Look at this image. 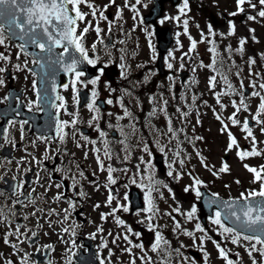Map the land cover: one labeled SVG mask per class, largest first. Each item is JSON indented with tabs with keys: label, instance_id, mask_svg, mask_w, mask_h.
I'll list each match as a JSON object with an SVG mask.
<instances>
[{
	"label": "rangeland",
	"instance_id": "1",
	"mask_svg": "<svg viewBox=\"0 0 264 264\" xmlns=\"http://www.w3.org/2000/svg\"><path fill=\"white\" fill-rule=\"evenodd\" d=\"M252 3L257 5L255 10L246 3L243 6L245 11L240 13L237 0H188L189 6L185 14L180 12L183 1L176 6L169 3L162 18L159 19V24L171 27L174 33V43L165 56V63L166 67L168 63L172 64L171 69H175L176 75L165 78L158 75L156 68L158 51L154 27L145 25L144 31L143 28L141 29L142 36L139 41H129L121 45L116 52H112L113 62L111 64L118 67L117 74L109 69V75L112 77L103 76V73L100 77L104 78L99 79L95 85L88 84L92 93L93 91L97 93V97L113 101L111 104L107 103L108 110L103 116L108 124L122 128L125 134L121 135L119 131L118 138L115 139L120 144L117 145L118 156L111 159L104 156V145H100L107 137L102 140L99 134L96 135L92 139L97 142L95 145L90 143L91 139L86 140L90 143V173H95L97 176H101L102 173L108 175V167L115 169L112 174L115 177L118 175L125 182V187H121L122 195L125 191L127 192L128 186H136L146 200L148 189L150 187L153 189L152 199L156 209L154 213L148 212L147 207L135 219L129 215L130 210L120 212V219L133 230L132 233H128L125 226H122L120 230L122 257L128 264H131L133 259L136 264H144L141 256L151 257L153 264H161V261H164V264H227L219 256L216 243L225 248L234 264H252L253 257L257 264H264V257L259 252L254 251L252 257L248 255L251 245L243 240L242 235L238 244H232L229 234L224 233L223 228L212 223L215 216L209 220L208 229L203 227L199 219V197L194 190L195 179L202 182L198 186L199 190L205 187L212 193L227 197L230 195L239 197V192L247 191V188L252 185L250 191L260 190L257 182H253L254 174L249 172L244 165L247 164L258 170L264 166V124H256L251 128L255 143L252 142V138L246 139L247 133L242 130L244 120H254L253 117L256 116L260 103L259 97L252 96L251 93L259 91L261 95H264V90L259 89V84L264 83V18L258 16V11L262 10L258 0H252ZM81 10L84 12L85 5L81 6ZM234 12L237 15H231ZM211 14L214 15V19L211 18ZM250 15L256 16V19L249 20ZM166 17L171 19H166ZM175 17H179V21ZM161 20L164 22L161 23ZM184 20L188 21L187 33L184 29ZM213 22H216V25ZM78 23L79 29H82L84 22ZM233 25L235 34L230 35ZM209 26H211V33L215 35L210 34ZM189 36L197 42L193 52H189L191 47ZM241 39L246 40L243 53L238 51ZM213 47L216 49L215 53L210 51ZM229 47L232 49L231 57L228 52L226 53ZM127 51L133 53L134 57H127ZM186 52L189 53L188 56L184 55ZM214 56L217 59V72H214L211 67ZM251 59H255L254 65H250ZM135 62H138V65ZM121 64L133 69L136 79L135 84L132 85L133 89L130 86L125 87V103L111 92L115 82L114 78L119 77L123 72ZM201 64L205 67H201ZM167 69L171 70L168 67ZM181 72L188 73L183 83L179 78ZM238 72L239 76H237ZM213 75L217 76L214 89L209 84V79ZM221 75H226L234 88L242 93L244 103L248 106L247 112L241 110L237 114V118L241 121L240 126L232 125L229 117L235 113L232 102L235 101L239 106L241 96L221 95L220 103H217V94L231 91L227 89ZM241 81H243V89H241ZM253 82L256 83V88L251 86ZM245 87L250 89L248 96L244 95ZM193 96L196 97L195 102H193ZM164 100L168 101L167 115L164 111H157L154 116L149 117L148 114L154 107L158 109L165 107L163 106ZM121 102L131 113V117H124ZM210 102L215 107L214 111L210 107ZM221 104L224 105L223 108ZM178 108L180 112H177ZM181 113L187 115L182 116ZM217 115H220L229 125L228 131L236 137L239 145L238 148L233 147L230 150V159L226 162L223 161V156L230 141L227 131H222L223 125L217 120ZM117 117L124 118L118 120ZM169 118L176 132L175 137L168 132ZM101 124L103 123H96V126L104 131L106 126L101 127ZM85 125L92 126L88 120H85ZM130 125L135 126L134 135H128L131 131ZM125 136H127L126 140ZM145 146L148 148L147 152L143 151ZM95 148H100L99 155L105 158L104 172L99 169ZM161 148L164 149L163 152L160 151ZM253 150L261 152V155L240 159L238 155L240 151ZM177 151L180 153L179 156L175 155ZM155 155H160L163 159L160 168L155 163ZM141 157H143V163L140 160ZM202 159L203 163H201ZM181 160L184 161L183 166L180 164ZM148 163L152 164L151 169L148 168ZM224 163L228 164L229 170L220 172L219 169ZM169 164L172 165L171 168ZM169 171L173 172L172 176H168ZM185 188L189 190L185 191ZM193 207L196 208V212L189 220L187 214ZM148 216H152L151 221L146 219ZM177 222L181 225L180 229H175ZM150 224L154 231L149 229ZM197 225L203 229L202 232L197 230ZM156 232L168 241L170 256L151 251V246L155 243ZM187 232L193 235H186ZM133 233H139V236ZM124 235H128L133 244H143V250L133 248L123 239ZM128 248H131V253L125 251ZM190 249L198 251L201 258L195 259L190 255Z\"/></svg>",
	"mask_w": 264,
	"mask_h": 264
},
{
	"label": "flooded vegetation",
	"instance_id": "2",
	"mask_svg": "<svg viewBox=\"0 0 264 264\" xmlns=\"http://www.w3.org/2000/svg\"><path fill=\"white\" fill-rule=\"evenodd\" d=\"M91 2L97 9L104 10L108 20L100 19L99 12L95 18L92 17L85 5L84 26L90 22L94 29L98 23L102 32L98 37L90 29L84 37V46L96 64H107L112 68V52L124 44L130 23L132 32L137 23L141 25L147 6L153 0H142L141 4L127 0L129 6H125L126 0H115L114 4L110 0ZM132 6L138 9V15L131 10ZM118 14L121 19H116ZM3 29L4 43L0 44V54L7 59H0V68L5 69L0 72V80L3 81L0 84V209L4 213L0 216V264H8V261L12 264H22V261H27V264H68L69 260L72 264H101V261L104 264H124L120 240L116 239L121 230V225L116 223L122 208L120 183L116 181L112 186L104 183L100 179L102 176L95 177L88 172L89 166L85 163V139L82 137H85V112L89 111L88 105L92 102L85 105L80 93L89 81L85 80V75L81 76L83 83H78L74 91L72 74L65 84L68 87L63 85L59 88L62 100L59 99L52 107L54 95H48L44 105L41 104L37 97V67L42 51L33 43L32 37H24L22 42H17L9 36V28ZM17 34L20 35V31ZM109 40L110 46L107 45ZM93 43L97 46L95 51L91 47ZM59 52L63 53L64 48ZM49 59L50 56L46 55L48 64ZM105 76L112 77L108 71ZM62 104L63 107L60 106ZM43 107L59 122L77 119L75 127L64 129L68 135L64 136L63 142L61 134L57 133L56 138L51 139L33 128ZM94 129L93 124L89 136L97 134ZM113 131L111 136L115 133ZM80 172H83L82 176ZM73 177L75 187L72 186ZM80 192L84 195H79ZM58 194L62 196L60 200L55 199ZM110 194L113 197L111 205L107 203ZM65 209L70 213L67 219H64ZM113 209H117L114 215L111 214ZM102 214L107 218L102 219ZM17 227L20 234L16 233ZM65 228L68 232L64 231ZM12 244L17 247L13 248Z\"/></svg>",
	"mask_w": 264,
	"mask_h": 264
},
{
	"label": "snow or ice",
	"instance_id": "3",
	"mask_svg": "<svg viewBox=\"0 0 264 264\" xmlns=\"http://www.w3.org/2000/svg\"><path fill=\"white\" fill-rule=\"evenodd\" d=\"M110 3L114 4L115 0H110ZM142 0H136V4H141ZM248 4V6L250 8H252L253 10H255L257 8V5L252 3V0H237V8L239 10L240 13H243L245 11L244 9V5ZM259 5L261 6L260 11H258V16L260 18H264V0H258ZM82 5H86L88 9H90V15L92 17H96L97 13L99 12V18L102 20L107 21L108 17L106 15H104V10H99L97 9V7L91 2V0H0V18H4L6 14H10L13 19L11 20V23L15 25L16 28H19L21 32L25 31L24 26L21 23V17L20 15H17V12L22 13L25 17H26V24L29 26L28 31L33 35V43L36 44V46L38 48H40L41 51H48L51 52L52 50V46L55 47H63L64 48V52L65 54H67L68 52V48L71 47L74 49L75 52L79 53V59L77 58H73L71 60V63L66 65L64 70L66 72H71L74 74V79L72 81V87L74 89V91L76 90V85L78 83H83L80 78L81 76L84 75L83 72L77 71V65L81 62H87L90 65L95 66V64L97 63V61L95 59H92L89 57V52L87 50V48L84 46V37L86 36V34L89 32L90 29H93V25L92 23H87V25L85 27H83L82 29H79V23L78 22H85L86 20V14L81 10V6ZM125 6H129L127 4V0H126V5ZM147 5H145L146 7ZM188 0H183V7L180 8V12L181 14H185V10L188 8ZM131 10L134 13H137L138 15V9L134 6L131 7ZM231 15H237L236 12L231 13ZM122 17L118 14L116 19H121ZM135 19V17H134ZM166 19H171L170 17H166ZM175 19L177 21H179V17H175ZM249 20H255L256 16H248ZM164 21L161 20V23H163ZM111 21L109 22V31L111 29ZM184 29H185V33H187V27H188V21L184 20ZM97 36H100V33L102 32V29L99 27V24L97 23L96 26L93 29ZM209 31L210 34L215 35V33H211V26H209ZM230 35H234L235 34V26H232V29L229 33ZM36 36H41V37H46L47 43H48V47L46 48L45 43H41L39 42L35 37ZM203 36V33H202ZM254 39V37H253ZM189 40L191 41V47L189 49V52H193L196 49V45L197 42L195 40L192 39L191 36H189ZM100 42L103 43V39H100ZM4 43V29L2 26H0V44ZM120 43H123V41H120ZM177 43H179V41H177ZM246 43V40L241 39L239 42V49L238 51L243 53L244 51V45ZM151 46V45H150ZM92 50L95 51L96 50V44L93 43L92 44ZM123 51V50H121ZM210 51H212L213 53L216 52L215 47H213L212 49H210ZM232 49L231 47L228 48V52L231 53ZM171 56V53L169 54ZM185 56H188L189 53H185ZM0 59H7L6 57H4L2 54H0ZM121 59H123V57H121ZM183 59V57L181 58ZM59 63H63V57H60L59 60L57 61ZM34 63H39L38 61H34ZM250 65H254L256 63L255 59H251L249 61ZM216 64H217V59L214 56L213 60H212V70L214 72H217L218 69L216 68ZM183 66V65H181ZM223 66L222 61H221V67ZM17 69H20V66L17 65L16 66ZM41 67H43V65H41ZM124 65L121 64V68H123ZM167 67L169 69H171L173 66L171 63H168ZM201 67H205V65L201 64ZM5 71L4 68H0V72ZM101 74H103V69L100 70ZM237 76H239V72L237 73ZM221 78L224 82V84L226 85L227 89L231 90V91H226L224 93H220L216 95V100L217 103H220V99H221V95H240L241 99L239 102V106L236 104L235 101H233V107L235 108V113L229 117L231 124L232 125H237L240 126L241 125V121L237 118V114L241 112V110L247 112L248 111V106L244 103V99L242 96V93L239 90H236L234 88V86L228 81V78L226 75H221ZM99 79V77H97V79L90 81L91 84L95 85L97 83V80ZM171 79V78H170ZM216 81H217V76L213 75L210 77L209 79V84L210 86L214 89L216 87ZM3 81L0 80V84H2ZM241 83V89H243L244 85H243V81L240 82ZM87 86V85H85ZM253 88H256L257 85L255 82L252 83L251 85ZM33 87L35 88V85H33ZM68 86L65 85V88H67ZM259 89L264 90V83H260L259 84ZM130 94V93H129ZM252 96L255 97H259L260 103L258 106V111L256 116L253 117V119L255 120L256 124H264V95H261V93L259 91H253L251 93ZM37 97L39 99V91L37 90ZM92 103H90L88 105L89 111L93 112V113H98L99 109L96 107L95 104V99L97 97V93L95 91H93L92 93ZM57 99H61V97H57ZM78 99V96H77ZM193 102H195L196 97L193 96ZM107 103L111 104L113 103L112 100H108ZM168 101L164 100L163 101V106L162 108H156L154 107L152 112H150L148 115L149 117L154 116L157 111H164L165 115H167L166 112V105H167ZM61 107H63V104L60 105ZM121 108H124V117H131V113L128 111L127 108L124 107L123 102H121ZM221 107L223 108L224 105L221 104ZM65 111H67V109L65 108ZM177 112H180V109H177ZM69 115H75L73 113H69ZM111 115V114H109ZM182 116L187 115L186 113H181ZM124 117H117V119H123ZM98 116L94 115L92 117V121L98 120ZM217 120H219L221 122V124L223 125L222 131H227L228 133V137H229V144L227 145V150H231L233 147H239L238 143H237V139L236 137L232 134L231 131H228L229 129V125L227 123L224 122V120L221 118L220 115H217ZM92 121H89V124L91 126ZM77 119H73L71 122L68 121H63V122H59L58 123V127H57V132L60 135V139L63 142L64 136L68 135V133L64 132V129L66 127H75V125L77 124ZM172 121L169 118L168 119V132L171 133L174 137L176 136V132L174 131V129L172 128ZM109 128H112L113 125L111 123L108 124ZM21 128H23V124H21ZM130 129L131 131L128 133V135H134L136 132L135 126L134 125H130ZM121 132V135H125L123 132L122 128L118 129ZM242 130L244 132L247 133V138H252V142L255 143V137L253 136L252 130L249 126V121L248 120H244L242 123ZM96 131L99 133V136L101 138L106 137V133L104 131H102L98 126L96 127ZM82 139L87 140V137H82ZM127 139V136H125V140ZM197 139H200L199 137H197ZM91 144L95 145L97 142L95 140L90 141ZM121 143H125V141H121ZM104 144V156L108 159L112 158L111 153L108 150V141L105 139L103 141ZM78 147H80L81 145L78 143L77 144ZM143 151L147 152L148 148L145 146ZM161 152L164 151L163 148L160 149ZM95 152L97 153L96 155V161L99 165V169L101 171L105 170V165L103 163V161L101 160V157L99 155V153L101 152L100 148H95ZM179 151H177L175 153V155L179 156ZM199 155V153H197ZM239 157L241 160H243L245 157L248 156H260L261 152L259 151H240L238 153ZM141 162L143 163V157L140 158ZM184 161L181 160L180 164L181 166H183ZM201 163H203V159L201 160ZM245 168L254 174L253 176V182H260L261 187L259 191H250L248 193L247 196H244L242 194V199L244 201H250L253 200L257 197L261 198V203L257 204V205H253L251 203H246L241 211L243 213L244 216V226L246 228L247 231L251 232V235H244L242 238L243 240L247 241L249 243V245H251V248L248 249V255L250 257L253 256V252H259V254L264 257V166H262L259 170L257 168L254 167H250L247 164L244 165ZM137 167H139V165H137ZM172 165L169 164V168H171ZM205 167H207V165H205ZM77 168H79V165H77ZM148 168L151 169L152 168V164L148 163ZM229 170V166L227 163H224L223 166L219 169L220 172H227ZM115 171V169L108 167L107 168V172H108V181L111 184H115L116 180L113 179L112 173ZM168 176H172L173 172L169 171ZM80 175H83V172H80ZM213 175H216V173H213ZM151 179V178H149ZM72 186L75 187L76 184V180L75 177L72 178ZM157 184L159 182H156ZM237 183H239V181H237ZM194 184L196 185L195 187V192L197 197H199L201 195L200 191H199V185L202 184V182L199 179H195L194 180ZM57 187L59 188L60 185H57ZM107 187V185H106ZM166 187V185H165ZM188 188H185V191H188ZM17 191H19V186L17 188ZM152 191L153 189L150 187L148 189V192L146 193V200L148 203V208L147 211L150 213H154L156 211V209L154 208L153 205V199H152ZM79 195L83 196L84 193L80 192ZM62 198V196L60 194H58L56 196V200H60ZM113 201V197L110 194L108 196L107 199V203L109 205L112 204ZM70 206L71 207H75L74 204H72L70 202ZM235 206V202H231V203H227L225 204V207L229 209L230 214L232 216H235L236 220L239 221L241 219L240 215L237 214L235 211H231V209H233ZM95 207H99V205H96ZM122 210L127 212L129 211V208L127 206H121ZM115 211H117V209H113V212L111 213L112 215L115 214ZM196 212V208L193 207L191 209L190 212H188L187 214V218L189 220L192 219L193 215ZM52 213L50 212L49 215H51ZM3 209H0V216H3ZM70 215V213L68 212L67 209H65V216L64 219H67L68 216ZM106 215L102 214V219H106ZM146 219H148L149 221H151L152 216H148L146 217ZM116 223L118 225L121 226H125L126 231L128 233H132L133 230L131 227L125 225V222L120 219L119 217H116ZM213 224L218 225L219 227L223 228L224 233H228L229 237L231 239V243L232 244H238L241 240V234L240 232L235 231L232 228H228L224 225L222 219H221V212L217 211L215 213V219H213L212 221ZM181 225L179 222H177L175 224V229H180ZM149 229L154 231V229L152 228L151 224L149 225ZM102 231V229H100ZM197 230L198 231H203V229L197 225ZM65 232H68V229L65 228L64 229ZM16 233L20 234V229L19 227H17L16 229ZM75 233L73 232V235ZM136 236H139V233H133ZM186 235L192 236L193 234L190 232L185 233ZM8 235H12V233H9ZM120 236H117L116 239H120ZM17 239H19V235H17ZM123 239L126 240L128 242V244H130L133 248H140L141 250H143L144 245L143 244H133L132 240L129 239L128 235H124ZM5 243H8V240L5 239ZM215 243V242H214ZM259 245L260 247L257 248L256 246ZM13 248H16L17 245L16 244H12L11 245ZM73 246H75V242L73 241ZM216 248L218 249L219 252V256L225 260L227 262V264H234L233 259L229 258V254L228 252L225 250V248L221 247L220 244L216 243L215 244ZM51 247V246H49ZM170 247V245L168 244V241L164 240V238L161 236V234L159 232H156L155 234V243L151 246V251L152 252H156L157 254H165V255H171V253L168 252V248ZM125 251L131 253V248L125 249ZM177 252L179 251L178 249L176 250ZM207 255V254H205ZM239 255V254H237ZM141 260L144 261V264H153V261L151 259V257H147V256H141ZM8 264H12L11 261H8ZM22 264H27V261H22ZM68 264H72L71 260H69ZM101 264H104V261H101ZM131 264H136L135 259L132 260ZM161 264H164V261H161ZM252 264H257V261L255 260V258L253 257L252 260Z\"/></svg>",
	"mask_w": 264,
	"mask_h": 264
},
{
	"label": "water",
	"instance_id": "4",
	"mask_svg": "<svg viewBox=\"0 0 264 264\" xmlns=\"http://www.w3.org/2000/svg\"><path fill=\"white\" fill-rule=\"evenodd\" d=\"M166 1L167 0H155V4L152 8L151 14L148 15V17H147V21H153L154 23L156 22V19L159 16H161V14L164 10V4ZM172 1L174 4H177L181 0H172ZM23 17H25V16H23ZM4 22H5V19L0 18V23L4 24ZM156 33L158 34L159 38L161 36H164V35L167 38V42H164V44L161 42L159 45L160 55H159L158 67H159L160 71L163 72V54L167 50V48L171 42L172 37H171V33H170L169 29H160L157 27ZM68 51H70V53H73V56L76 55V52L74 51L73 48L69 47ZM85 70H87V67H85ZM253 124L254 123L249 121V125H253ZM225 158H228V155H226ZM226 202L227 203L235 202V206L233 209H231V211H235L237 214L240 215L241 219L239 221H237L235 216H232L230 214L229 209L225 207ZM261 202H262L261 198L253 199V200H250L247 202L244 200L243 201H235V200L224 201V200H221L219 198H215V197L211 196L210 194H208L205 190H202V198L200 200L201 218H202V221L205 223L207 216L212 215V212L214 209H219L221 212L222 220L227 225H229L230 227H232L233 229H235L236 231H238L240 233H243L245 235H251L252 233L247 231L245 226H244L243 221L245 218L243 216L241 209L246 203H251L253 205H257Z\"/></svg>",
	"mask_w": 264,
	"mask_h": 264
},
{
	"label": "trees",
	"instance_id": "5",
	"mask_svg": "<svg viewBox=\"0 0 264 264\" xmlns=\"http://www.w3.org/2000/svg\"><path fill=\"white\" fill-rule=\"evenodd\" d=\"M198 1V0H197Z\"/></svg>",
	"mask_w": 264,
	"mask_h": 264
}]
</instances>
